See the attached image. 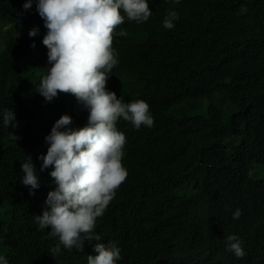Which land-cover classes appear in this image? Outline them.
<instances>
[{
    "label": "trees",
    "instance_id": "1",
    "mask_svg": "<svg viewBox=\"0 0 264 264\" xmlns=\"http://www.w3.org/2000/svg\"><path fill=\"white\" fill-rule=\"evenodd\" d=\"M149 1L153 14L148 21L127 22L118 30H126L127 36L115 38L119 66L115 78L113 70L110 73L108 90L115 91L125 102L143 99L150 105V111L157 113L162 102L150 98L152 91L159 88L158 82H154L172 79L173 68L177 67L183 78L180 90L190 91L196 98L205 96L200 89L207 86L217 66L207 44L219 42L226 46L220 47L222 52L230 50L239 57L237 72L243 77L242 87L251 101L243 120L235 121L234 114L229 122L221 116L212 124L202 157L193 155L197 148H191L195 129L190 118H185L179 129L164 127L157 121L153 128L141 130L119 119L117 127L126 135L122 164L128 172L127 178L148 170L149 176L166 174L176 179L185 174L186 193L192 194L196 204L191 212L190 203L185 211L175 209L170 201L158 207L141 204L145 232L142 234L140 228L135 235L131 243L133 252L120 238L117 227L107 223L104 217L92 235L99 234L101 242H114L121 249V259L116 264H144L141 258L144 241L158 235L161 250L166 244L175 250L184 249L177 264H203L188 250L200 249L206 255L211 247L213 253L222 256L225 253L220 249L222 237L234 232L244 238L246 247L256 245L261 236L264 240V178L251 175L255 164H264V0H251V16L236 11L241 0ZM25 2L0 0V209L4 206L15 216L5 214L6 221L0 223V245L11 243L9 234L29 236L34 229L32 218L25 216L20 204L19 195L26 187L22 183L21 164L30 155L34 165L39 166V174L51 168L41 171L43 161L39 157L46 155V136L59 119L61 104L67 102L64 93L47 101L37 92L49 66L48 50L43 44L47 28L37 24L38 20L43 21L37 1L32 0L28 9L24 8ZM169 10L178 13L179 19L175 21L178 27L167 29L162 25ZM33 28L38 33L30 36ZM165 41L172 43L168 55L171 62L164 59L166 51L160 44ZM148 66L150 72L145 76L142 69ZM239 92L231 94L235 102ZM5 110L15 113L9 127L3 124ZM193 115L209 124L211 112L205 116L195 111ZM130 190L125 180L116 191L117 198L125 193L130 195ZM237 209L242 216L234 219ZM113 214L116 221L122 222L118 212ZM179 235L185 248L179 242ZM89 247L52 262L43 260L42 264L87 263L85 253ZM258 264H264V255Z\"/></svg>",
    "mask_w": 264,
    "mask_h": 264
},
{
    "label": "clouds",
    "instance_id": "2",
    "mask_svg": "<svg viewBox=\"0 0 264 264\" xmlns=\"http://www.w3.org/2000/svg\"><path fill=\"white\" fill-rule=\"evenodd\" d=\"M34 1L43 19L37 24L47 28L43 44L48 50L49 65L37 92L47 101L64 93L67 102L61 104L59 119L46 136V155L39 157L43 161L41 171L51 168L39 174V166L34 165L30 155L21 164L22 183L26 187L19 199L25 216L32 218L34 229L29 236L9 234L11 243L0 245V264H42L46 259L52 262L57 257L83 251L87 245L90 247L84 264H116L121 259V249L114 242H101L99 234L92 235L102 217L117 227L120 238L131 248L140 228L142 234L145 232V219L139 210L141 204L158 207L170 201L175 209L185 211L190 203L189 212L196 204L192 194L186 193L185 174L176 179L166 174L149 176L148 170L127 178L128 172L122 164L126 135L117 127L118 120L131 122L138 130L153 128L157 121L164 127L179 129L181 122L190 118L195 129L191 148H197L193 155L202 157L208 131L216 120L222 116L229 122L234 114L235 121L245 118L251 99L242 87L243 77L237 72L239 57L230 50L222 52L220 47L226 46L219 42L207 44L217 65L207 86L200 89L207 95L196 98L190 91L180 90L183 78L174 67L172 79L155 80L159 88L152 93L149 91L151 99L162 102L155 113L145 100L125 102L122 96L107 89L110 73L113 70L115 78L119 66L115 38L127 36L126 30H118L127 22L148 21L153 14L149 0ZM250 2L241 0L236 11L251 16ZM31 5L32 0H26L24 8ZM178 19V13L169 10L161 23L172 29L179 26L175 22ZM37 33L38 29L33 28L29 35ZM160 45L166 51L164 59L170 61L172 43L165 41ZM149 72L150 66L142 69L145 76ZM235 91H240L235 95L239 103L231 98ZM201 101L205 102L206 111L199 114L208 116L211 112L208 125L193 115ZM14 120V111L5 110L4 126L9 127ZM214 174L220 180V176ZM125 180L131 187L130 195L125 193L118 199L116 191ZM115 212L121 215L122 222L114 219ZM5 214L15 217L3 206L0 223L6 221ZM241 214L237 209L233 218L238 219ZM44 236L47 239H43ZM179 237L185 248L181 235ZM148 238L141 254L144 264H177L184 249L175 250L166 244L161 250L160 235ZM222 238L220 249L225 251L222 256L213 253L211 247L206 255L200 249L188 251L203 264H258L264 255L263 236L256 245L247 244V247L239 233Z\"/></svg>",
    "mask_w": 264,
    "mask_h": 264
},
{
    "label": "rangeland",
    "instance_id": "3",
    "mask_svg": "<svg viewBox=\"0 0 264 264\" xmlns=\"http://www.w3.org/2000/svg\"><path fill=\"white\" fill-rule=\"evenodd\" d=\"M196 111H198V112H205L206 111L205 102H202L201 101V103L198 105ZM225 119H227V117ZM251 175L253 177L257 178V179L264 178V164H259V163L255 164V166L251 170Z\"/></svg>",
    "mask_w": 264,
    "mask_h": 264
}]
</instances>
